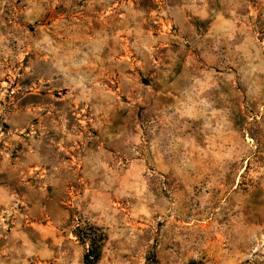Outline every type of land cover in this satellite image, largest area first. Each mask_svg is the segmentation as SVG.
Masks as SVG:
<instances>
[{"label":"rangeland","instance_id":"374dc122","mask_svg":"<svg viewBox=\"0 0 264 264\" xmlns=\"http://www.w3.org/2000/svg\"><path fill=\"white\" fill-rule=\"evenodd\" d=\"M82 234L264 264V0H0V264H86Z\"/></svg>","mask_w":264,"mask_h":264},{"label":"trees","instance_id":"16d2710c","mask_svg":"<svg viewBox=\"0 0 264 264\" xmlns=\"http://www.w3.org/2000/svg\"><path fill=\"white\" fill-rule=\"evenodd\" d=\"M78 237L84 243H87V241L90 240L91 248L88 250L87 254L85 255L86 264H96V262L99 259V251H98L99 247L96 245V242L94 240L89 239V236H87V234L78 235Z\"/></svg>","mask_w":264,"mask_h":264}]
</instances>
